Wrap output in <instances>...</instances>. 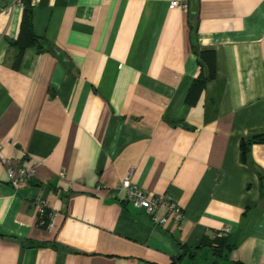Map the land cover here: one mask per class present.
<instances>
[{"label": "crops", "instance_id": "1", "mask_svg": "<svg viewBox=\"0 0 264 264\" xmlns=\"http://www.w3.org/2000/svg\"><path fill=\"white\" fill-rule=\"evenodd\" d=\"M170 1L32 0L46 49L15 67L23 4L0 0V264L264 263V142L240 160L264 132V0ZM196 46L216 75L189 104ZM10 161L36 171L17 191ZM130 171L183 220L162 228L123 200ZM227 226L219 255L205 241Z\"/></svg>", "mask_w": 264, "mask_h": 264}, {"label": "trees", "instance_id": "2", "mask_svg": "<svg viewBox=\"0 0 264 264\" xmlns=\"http://www.w3.org/2000/svg\"><path fill=\"white\" fill-rule=\"evenodd\" d=\"M197 6V4H196ZM32 0H23V14L20 23V31L19 36L16 40L11 41L12 45H16L18 47V52L16 55L14 66L18 67L24 50L28 46L36 45L38 49L43 50L46 49L44 45V41L35 33L33 28V20H32ZM188 10V9H187ZM189 11V10H188ZM192 14L196 13L195 11H191ZM194 50L197 54V61L199 63L200 69L198 73L193 77V81L190 82V87L188 88L185 99L189 104H194V102L198 99L199 95L203 91L206 81L210 78H214L216 75V62H215V51L211 48H203L200 49L199 46L194 47ZM255 141H263L264 142V132H256L255 134L249 135L247 138H243L240 142V160L244 161L246 155H248L250 144L255 143ZM53 211L50 208H47L43 214L39 213V222L42 227L48 228L50 226L51 221V213ZM223 237L214 236L211 240L205 241L215 253L221 254L222 251L226 247H228V243L226 239ZM24 245L28 247H42V246H52L59 247L55 243L50 242H40L34 240H26L24 241ZM234 264H243L241 262H236ZM264 264V263H262Z\"/></svg>", "mask_w": 264, "mask_h": 264}, {"label": "built area", "instance_id": "3", "mask_svg": "<svg viewBox=\"0 0 264 264\" xmlns=\"http://www.w3.org/2000/svg\"><path fill=\"white\" fill-rule=\"evenodd\" d=\"M23 4V0H19ZM180 5L185 10L188 9L186 2L179 0H171L169 7H177ZM8 181L17 191L22 185L28 184L35 176L36 171L34 168H25L17 166L13 162H9L8 167ZM133 172L130 171L118 184L120 189L124 190L123 200L131 202L134 207L144 211L150 216L154 224L160 227L168 225L179 224L184 218L183 208L177 200H173L165 192L157 193L144 189L132 179ZM40 214H43L48 206L47 199L39 194L33 201ZM52 225L54 214L50 215ZM229 231V227H225L222 231H217L215 236L223 237Z\"/></svg>", "mask_w": 264, "mask_h": 264}, {"label": "water", "instance_id": "4", "mask_svg": "<svg viewBox=\"0 0 264 264\" xmlns=\"http://www.w3.org/2000/svg\"><path fill=\"white\" fill-rule=\"evenodd\" d=\"M196 9V0H189V11H195Z\"/></svg>", "mask_w": 264, "mask_h": 264}]
</instances>
